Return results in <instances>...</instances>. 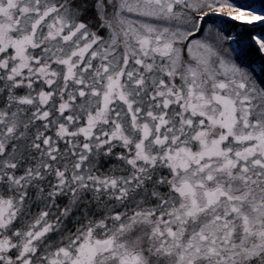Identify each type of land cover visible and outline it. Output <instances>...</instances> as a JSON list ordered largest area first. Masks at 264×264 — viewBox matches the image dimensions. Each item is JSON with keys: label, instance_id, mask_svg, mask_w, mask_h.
Returning <instances> with one entry per match:
<instances>
[{"label": "snow or ice", "instance_id": "obj_1", "mask_svg": "<svg viewBox=\"0 0 264 264\" xmlns=\"http://www.w3.org/2000/svg\"><path fill=\"white\" fill-rule=\"evenodd\" d=\"M0 264H264V0H0Z\"/></svg>", "mask_w": 264, "mask_h": 264}]
</instances>
